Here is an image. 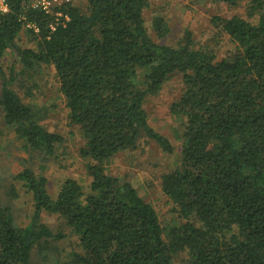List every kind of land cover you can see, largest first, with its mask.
<instances>
[{"label": "trees", "instance_id": "obj_1", "mask_svg": "<svg viewBox=\"0 0 264 264\" xmlns=\"http://www.w3.org/2000/svg\"><path fill=\"white\" fill-rule=\"evenodd\" d=\"M148 4H65L68 20L51 31L54 19L34 9L31 0H6L0 64L11 52L26 71L54 68L70 123L84 140L80 156L90 161L91 181L85 194L67 179L52 199L45 177L19 172L15 179L31 195L33 212L20 226L0 201V264H30L36 247L64 238L42 223V213L60 217L78 237L81 252L71 253V264H173V256L184 252L186 264H264V0L248 1L246 19H211L234 46L220 60L194 49L188 33L175 48L155 43L143 17ZM28 25L35 50L16 44ZM152 29L158 39L168 33L161 17L152 20ZM175 73L185 88L170 112L184 120V133L180 164L162 176L161 190L181 223L168 230L165 241L153 207L130 183L108 175L105 165L134 149L141 137L172 152L169 140L149 126L144 103ZM11 81L1 85L0 117L24 150L53 157L62 137L39 124ZM8 196L18 194L11 189Z\"/></svg>", "mask_w": 264, "mask_h": 264}, {"label": "rangeland", "instance_id": "obj_2", "mask_svg": "<svg viewBox=\"0 0 264 264\" xmlns=\"http://www.w3.org/2000/svg\"><path fill=\"white\" fill-rule=\"evenodd\" d=\"M248 1L235 0V5H228L210 0H149L143 12L145 28L155 43L174 48L188 33L194 49L206 50L220 60L234 46L226 35L213 28L211 19L214 16L246 19ZM70 5L84 9L85 0H73ZM155 17H161L167 25L168 33L163 39H158L152 29ZM250 21L256 24L255 20ZM16 44L23 49L36 48V42L26 27L19 33ZM9 78H12L11 89L24 105L33 110L39 124L63 139L53 157L45 158L42 153L24 150L12 128L6 126L0 117V201L11 207L18 225L26 226L33 212L31 195L15 176L25 169L42 175L47 180L48 194L52 199L56 198L67 179L76 181L84 193L89 194L91 180L86 173V165L90 161L80 156L84 140L78 128L70 123L54 68L40 66L26 71L18 58L7 52L0 64V91L3 79ZM184 88L182 75L175 73L157 95L147 97L144 103L149 126L169 140L171 153H165L155 142L141 137L134 149L116 154L105 165L108 175L130 183L138 195L153 207L163 228L165 241L168 230L181 223L162 193L161 179L180 164L184 120L174 117L170 108ZM11 189L18 194L16 199L8 196ZM41 221L52 233H61L64 238L47 240L36 247L30 264H71V253L81 252L78 237L56 215L42 213ZM187 261L186 252L173 256V264H186Z\"/></svg>", "mask_w": 264, "mask_h": 264}, {"label": "built area", "instance_id": "obj_3", "mask_svg": "<svg viewBox=\"0 0 264 264\" xmlns=\"http://www.w3.org/2000/svg\"><path fill=\"white\" fill-rule=\"evenodd\" d=\"M72 1L73 0H31V6L54 19V24L49 27L51 31H54L57 25L63 24L68 20L67 16L62 12V7L65 4H71ZM7 11L6 0H0V13L4 14ZM26 28H31V26L28 25Z\"/></svg>", "mask_w": 264, "mask_h": 264}]
</instances>
